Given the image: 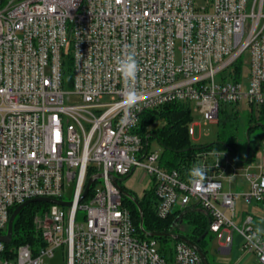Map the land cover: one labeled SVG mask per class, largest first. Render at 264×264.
I'll return each mask as SVG.
<instances>
[{"label":"built area","instance_id":"obj_1","mask_svg":"<svg viewBox=\"0 0 264 264\" xmlns=\"http://www.w3.org/2000/svg\"><path fill=\"white\" fill-rule=\"evenodd\" d=\"M207 2L0 0V234L12 209L28 199L72 201L47 203L35 217L45 243L36 251L21 244L8 256L0 240V264H50L58 247L67 264H203L186 242L162 252L155 236L137 229L121 182L109 177L137 167L153 181L160 217L199 205L223 246L231 247L239 233L244 249L264 264L255 215L244 212L239 221L241 191L224 189L239 171L236 155L198 151L194 165L207 175L195 186L179 170L164 168L161 153L138 131L145 110L169 102L191 110L195 103L205 123L219 122L223 105L264 108V0ZM69 53L72 79L65 83ZM129 55L138 65L135 80L117 70ZM130 90L139 95L131 108L123 102ZM73 95L81 102L71 103ZM196 125H189L190 136ZM262 148L261 171L250 172V164L241 170L250 182L242 192L246 202H264Z\"/></svg>","mask_w":264,"mask_h":264},{"label":"trees","instance_id":"obj_2","mask_svg":"<svg viewBox=\"0 0 264 264\" xmlns=\"http://www.w3.org/2000/svg\"><path fill=\"white\" fill-rule=\"evenodd\" d=\"M63 70L65 83H70L72 79V56L70 53L65 54ZM253 111L254 109H252V112ZM231 117L232 115H228L226 117L227 119H224L223 122H227ZM158 119L165 120L163 125L152 128L150 132H146L148 125L154 124ZM191 119V107L183 102L176 101L145 110L138 126V131L145 137L146 141H149V143L150 138L154 136V133H158V138L164 147V153L162 154L160 161L161 165L169 170L177 169L185 177H189L188 171L194 166V155L198 151L203 149H228L226 144L235 147L234 144L237 140L235 132H230L227 131V129H224V123L217 140L208 144H196L192 141L189 134L188 124ZM250 119L251 123H255L249 126V133L254 129L255 124L260 121L264 122V108L261 110V116L256 118L254 114H252ZM88 175H91V173H88ZM126 190L137 197L144 212V220L142 223L139 206L134 200L124 195V204L129 208L133 222L140 232H142L141 226H143L144 231L146 232L165 233L164 235L155 236L159 242L160 240H166L167 237H169L167 233L183 234L194 241H198L203 234H206L204 239L198 241V244L206 252L207 257L212 264V260L208 253V246L214 237V233L211 232L209 228L211 220L210 215L202 209L201 206L192 204L184 209L176 207L168 217L162 218L157 213L158 198L154 187L146 190L142 197H139L133 190ZM47 206V203L32 202L21 210L20 214L15 219L12 242L6 245V253L8 256H12V250L21 244H30L35 251L39 247L44 246V240L41 234L36 230L33 219L37 210ZM13 210L14 208L11 212H13ZM187 217L191 220V228L189 231H184L179 226ZM261 221L262 216L256 215L255 227H257L258 223ZM160 249L162 252L167 250L163 247Z\"/></svg>","mask_w":264,"mask_h":264},{"label":"rangeland","instance_id":"obj_3","mask_svg":"<svg viewBox=\"0 0 264 264\" xmlns=\"http://www.w3.org/2000/svg\"><path fill=\"white\" fill-rule=\"evenodd\" d=\"M197 4L201 6H205L208 4L207 0H196ZM246 59V56L244 60ZM248 64L245 63V69H247ZM81 98L79 96L73 95L71 99V103H79L81 102ZM196 104H192V119L190 120L188 126L191 122H196L197 125L195 126L196 133L195 135L191 136V139L196 144H208L212 141H215L219 138V133L223 128V124L225 123L224 129L227 131L235 132L237 136V140L235 142V149L237 152L236 161L233 162L234 166L239 169L236 176L233 177L234 181V188L236 180H240L242 183V188H239L238 191H241L238 199H237V209H247L250 213L258 214L262 216V223L259 227L260 231H264V202H257L255 200L251 202H246L242 192H248L250 190V182L246 178V176L241 174V170H245L248 168L250 164V172L258 173L261 171L259 165L261 159L259 157H255V159L251 160V162L241 164L239 160L245 159V151L247 148V133L249 131V126L251 123V116L257 118V111H253L250 109L249 106L245 104L234 105V104H227L222 106V110L220 113V121L216 123H205L202 114L195 110ZM228 115H232L231 119L227 122H223L224 119ZM165 122L164 119H158L154 122V124L148 125L146 132H150L152 128L162 126ZM264 135V127L258 126L254 127V129L250 132V138L252 145L259 141L260 137ZM158 133H154V136L150 138V149L151 150H158L162 154L164 153V147L159 140ZM261 148L260 150H262ZM121 185L124 186L126 189L135 191L139 197H142L146 190H149L153 187V181L151 177L148 176L142 167H137L134 172L124 181L121 182ZM72 189V187H70ZM225 189H228L227 183L225 184ZM236 191V190H234ZM70 190L66 194L65 198H70ZM261 204V205H260ZM45 208H40L36 211L34 215V223L36 230L41 234V231L38 229V225L35 221V217L42 213ZM191 220L189 217L185 218V220L180 224V228L184 231H189L191 228ZM258 230V229H257ZM259 231V230H258ZM43 238V237H42ZM220 237L215 236L212 239V247L214 250L212 251V255L216 258V263L219 264H259L258 257L256 254L244 249L242 243L243 238L239 233H234V250L232 252V257L229 259L228 255L222 254L221 252H216V249L220 243ZM176 239L173 237H167L166 240H160L159 247L166 248L168 250H172L174 248ZM48 263L50 264H67L66 258H64L63 248L58 247L55 251V256L51 259H48Z\"/></svg>","mask_w":264,"mask_h":264},{"label":"water","instance_id":"obj_4","mask_svg":"<svg viewBox=\"0 0 264 264\" xmlns=\"http://www.w3.org/2000/svg\"><path fill=\"white\" fill-rule=\"evenodd\" d=\"M258 126H264V122H258L257 124L254 125V127H258ZM227 148L236 155L237 157V152L235 150L234 147H232L229 144H226ZM250 145H251V138H250V133L248 131L247 133V148H246V157L245 159L240 160L241 162H246L249 158V154H250ZM148 149V147H147ZM135 168H133L132 172L124 177H118L114 174H110L109 177L116 183H118L119 181L122 182L124 180H126L133 172H134ZM102 177V174H98L97 176L94 177H90L87 181L85 190L83 192V194L80 197V200H83L89 193V190L91 188V185L93 184V182L97 179ZM122 191L124 193V195H126L127 197L131 198L132 200H134V202L139 206L140 208V217H141V222L143 223L144 220V212L141 208V205L139 203V200L137 199V197L132 194L131 192L127 191L126 189H124L122 187ZM32 202H42V203H57L60 204L62 206H70L72 204V201H65V200H61V199H56V198H50V197H35L32 199H28L25 202L19 204L17 207H15V209L13 210L10 219H9V223H8V228H7V232L5 234H0V240H2L3 242L10 244L12 242L13 239V235H14V223H15V219L16 217L20 214L21 210L27 206L28 204L32 203ZM150 236H159V235H164L165 233H156V232H147ZM167 235L172 236L173 238H175L176 240H180V241H184L187 244H189L190 246H192L201 256L203 264H210L209 259L207 257L206 252L200 247V245L198 244V241L202 240L205 238L206 234H203L198 241H194L193 239H191L190 237L183 235V234H173V233H167Z\"/></svg>","mask_w":264,"mask_h":264},{"label":"clouds","instance_id":"obj_5","mask_svg":"<svg viewBox=\"0 0 264 264\" xmlns=\"http://www.w3.org/2000/svg\"><path fill=\"white\" fill-rule=\"evenodd\" d=\"M122 77L126 80H135L138 65L135 58L129 55L127 58L120 59L118 61V69H117ZM139 100V95L136 91L130 90L124 95V104L129 108L135 106ZM207 170L199 165H194L188 171V176L190 182L195 186H203V182L206 179Z\"/></svg>","mask_w":264,"mask_h":264},{"label":"crops","instance_id":"obj_6","mask_svg":"<svg viewBox=\"0 0 264 264\" xmlns=\"http://www.w3.org/2000/svg\"><path fill=\"white\" fill-rule=\"evenodd\" d=\"M252 110V109H251ZM257 110V117L261 116V110H258V109H255ZM254 110V111H255ZM263 143H264V135L260 137L259 141L256 142L254 145H250V154H249V158L246 162H241L239 160V162L241 164H245V163H248V162H251V160L255 159V157L257 156V153L258 151L262 148L263 146ZM252 144V142H251ZM229 150V149H227ZM236 150V149H235ZM230 151V150H229ZM245 157H246V151H245ZM258 157V156H257ZM243 175V174H242ZM236 176V175H235ZM234 177V176H233ZM233 177L230 178V179H225L224 180V189H225V184L227 183V186H228V189H225V190H231V191H234V190H238L239 188H242V183L240 180H236V184H235V188H234V181H233ZM261 205V204H260ZM238 210V209H237ZM239 212V216H238V220L240 221V219L242 218V215L244 214V212H249L247 211V209H242V210H238ZM255 216L258 215V214H254ZM262 221L260 223H258V226H257V229L259 230V232L261 234H263V232L260 231L259 227L261 225ZM215 236H218L217 234H214V237ZM242 236V235H241ZM213 237V238H214ZM243 238V237H242ZM221 239V238H220ZM243 241V240H242ZM243 244V243H242ZM209 248V256L212 260V264H219V263H216V258L214 255H212V251L214 250V248L212 247V240L208 246ZM234 250V244L231 246V247H225L222 245V239L220 240V243H219V246L218 248L216 249V252H221L222 254H226L228 255L229 259L232 257V252ZM210 262V260H209ZM211 264V262H210ZM228 264V263H226Z\"/></svg>","mask_w":264,"mask_h":264}]
</instances>
